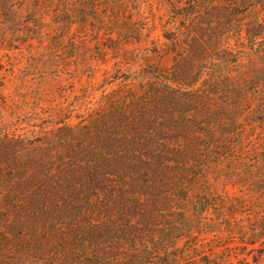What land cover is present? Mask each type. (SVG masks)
Returning <instances> with one entry per match:
<instances>
[{
	"label": "trees",
	"instance_id": "1",
	"mask_svg": "<svg viewBox=\"0 0 264 264\" xmlns=\"http://www.w3.org/2000/svg\"><path fill=\"white\" fill-rule=\"evenodd\" d=\"M168 16L131 78L0 130V264H264V0Z\"/></svg>",
	"mask_w": 264,
	"mask_h": 264
},
{
	"label": "rangeland",
	"instance_id": "2",
	"mask_svg": "<svg viewBox=\"0 0 264 264\" xmlns=\"http://www.w3.org/2000/svg\"><path fill=\"white\" fill-rule=\"evenodd\" d=\"M7 1L11 10L0 23V130L23 125L36 132L31 125L45 116L30 113L37 102L84 99L89 81L99 97L135 75L144 57L154 59L151 50L161 52L164 33L173 29L167 21L174 0Z\"/></svg>",
	"mask_w": 264,
	"mask_h": 264
}]
</instances>
